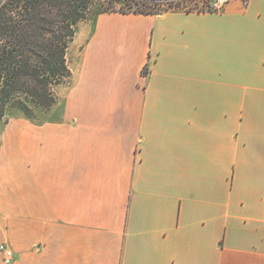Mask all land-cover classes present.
<instances>
[{"label":"crops","instance_id":"obj_1","mask_svg":"<svg viewBox=\"0 0 264 264\" xmlns=\"http://www.w3.org/2000/svg\"><path fill=\"white\" fill-rule=\"evenodd\" d=\"M72 43L57 103L0 137L13 264H264V0Z\"/></svg>","mask_w":264,"mask_h":264},{"label":"trees","instance_id":"obj_2","mask_svg":"<svg viewBox=\"0 0 264 264\" xmlns=\"http://www.w3.org/2000/svg\"><path fill=\"white\" fill-rule=\"evenodd\" d=\"M120 1H125L127 6L114 8L115 2ZM183 1L101 0L97 7L99 14L112 11L159 14L173 10L170 8H182ZM94 3V0L2 2L0 121L8 103L30 117L33 114L29 103L44 109H50L57 103L55 87L72 75L67 63V51L74 40L76 24L86 19Z\"/></svg>","mask_w":264,"mask_h":264},{"label":"rangeland","instance_id":"obj_3","mask_svg":"<svg viewBox=\"0 0 264 264\" xmlns=\"http://www.w3.org/2000/svg\"><path fill=\"white\" fill-rule=\"evenodd\" d=\"M3 1L4 0H0V5L2 4ZM94 2L95 3L92 5L91 10L88 12L86 19H82L76 24V31L79 27L89 31L90 26L92 25V22L95 20L96 16L99 15L97 6L100 4L101 0H94ZM121 6H127L125 4V1L115 2L114 8L119 9V8H121ZM182 6H183L182 8H175L174 7V8H170V9H182V10H184V7H185V8H189L192 11H198V9H200L199 11L208 10L206 5L201 6L200 4L194 5V4H189V3H187V4L183 3ZM195 6H197L199 8L194 9ZM162 7H166V5H163ZM110 9H111V7H110ZM72 42L69 44L68 50H70L71 46H73ZM68 52L69 51H67V53ZM69 63H68V66H69ZM145 71H147L146 68H144L143 72H145ZM69 80H70V78H68V79L66 78L63 83H61L55 87L56 95H57L58 89L67 85ZM29 105L31 107V112L33 114V117L28 116L25 112H23L18 107L13 106L11 103L7 104L6 109H5V115L2 118V120L0 121V137H1V135H3V132L6 130L7 125H9V123H11V122L24 121V120L31 119V118H34L35 120H41L42 119L40 117V115H41V111L44 110V108L34 106L32 103H29Z\"/></svg>","mask_w":264,"mask_h":264},{"label":"built area","instance_id":"obj_4","mask_svg":"<svg viewBox=\"0 0 264 264\" xmlns=\"http://www.w3.org/2000/svg\"><path fill=\"white\" fill-rule=\"evenodd\" d=\"M229 1L230 0H184L183 3H189L194 5L200 4L201 6L206 5L208 10L210 11H219L222 10ZM241 1L247 2L248 0ZM195 8L198 9L199 7L195 6L194 9ZM184 10L188 11L190 9L184 7ZM0 256L1 261L4 264H13L15 261L13 250L7 244L4 243L0 244Z\"/></svg>","mask_w":264,"mask_h":264}]
</instances>
